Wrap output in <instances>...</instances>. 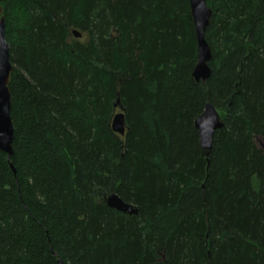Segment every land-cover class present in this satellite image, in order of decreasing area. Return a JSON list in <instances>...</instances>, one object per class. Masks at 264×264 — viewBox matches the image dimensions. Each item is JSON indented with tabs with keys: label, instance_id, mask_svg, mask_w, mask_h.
Segmentation results:
<instances>
[{
	"label": "trees",
	"instance_id": "1",
	"mask_svg": "<svg viewBox=\"0 0 264 264\" xmlns=\"http://www.w3.org/2000/svg\"><path fill=\"white\" fill-rule=\"evenodd\" d=\"M206 3L210 76L195 85L189 0H1L0 264H264V0ZM206 103L224 123L208 162Z\"/></svg>",
	"mask_w": 264,
	"mask_h": 264
},
{
	"label": "water",
	"instance_id": "2",
	"mask_svg": "<svg viewBox=\"0 0 264 264\" xmlns=\"http://www.w3.org/2000/svg\"><path fill=\"white\" fill-rule=\"evenodd\" d=\"M206 2L207 0H189L197 44V60L190 76L192 83L195 85L199 82H204L210 76V67L208 63L212 55L210 47L205 39V30L209 24L212 9L207 6ZM2 13L3 10L0 5V150L6 154L7 160L9 161L13 153V126L9 115L10 93L8 89L12 66L10 63L9 46L5 38V20ZM72 32L75 37H80L78 31L73 30ZM114 108H120V111L113 115L111 128L115 133L124 136L126 133V126L119 99H116ZM194 126L198 131L201 155L206 162H208L214 133L224 126L221 112L210 103H206L203 111L195 117ZM10 166L12 165L10 164ZM102 202L109 208L124 214L137 215V209L134 205L124 202L116 193L104 195L102 197ZM59 264L62 263L59 262Z\"/></svg>",
	"mask_w": 264,
	"mask_h": 264
},
{
	"label": "rangeland",
	"instance_id": "3",
	"mask_svg": "<svg viewBox=\"0 0 264 264\" xmlns=\"http://www.w3.org/2000/svg\"><path fill=\"white\" fill-rule=\"evenodd\" d=\"M117 111L118 110H116V113H117ZM255 144L257 145V147H259L260 149H262L264 151V138L263 137H257L255 139Z\"/></svg>",
	"mask_w": 264,
	"mask_h": 264
}]
</instances>
